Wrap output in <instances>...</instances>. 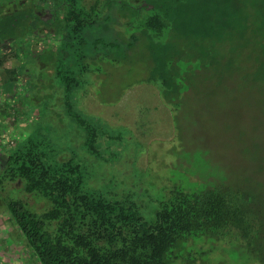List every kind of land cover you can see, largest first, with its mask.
Wrapping results in <instances>:
<instances>
[{
    "label": "rangeland",
    "instance_id": "obj_1",
    "mask_svg": "<svg viewBox=\"0 0 264 264\" xmlns=\"http://www.w3.org/2000/svg\"><path fill=\"white\" fill-rule=\"evenodd\" d=\"M159 1L101 0L99 8L87 11L98 19L87 27L93 28L88 39L94 41L100 28H117L116 14L134 18L140 28L145 18L158 12L151 6ZM218 33L221 38L223 31ZM51 41V62L50 50H42L44 63L41 57L27 55L30 60L22 69L33 76V88L27 90L18 80L16 93L29 92L32 104L10 110L13 120L7 123V137L0 136V148L5 144L8 151L28 138L41 141L46 163L73 158L91 190L135 203L147 220L155 218L173 190L229 184L250 203L253 218L244 222L249 230L195 237L183 246L186 259L173 264H264V88L252 85L253 77L235 80L219 74L216 66L196 69L189 49L211 47L215 39L178 37L175 51L165 58L167 66L176 69L172 80L179 85L175 95L170 88L166 91L174 111L158 85L148 81L154 64L148 41L140 40L126 56L120 52L118 61L86 59L72 51L62 59L67 46L57 38ZM65 75L84 85L68 93L63 89ZM67 100L85 122L69 115ZM1 186L4 199L22 198L32 211L42 213L52 205L47 198L31 197L20 184ZM12 222L0 205V235H13L15 241L11 237L6 245H17L25 260L26 240ZM7 257L4 253L1 258Z\"/></svg>",
    "mask_w": 264,
    "mask_h": 264
},
{
    "label": "trees",
    "instance_id": "obj_2",
    "mask_svg": "<svg viewBox=\"0 0 264 264\" xmlns=\"http://www.w3.org/2000/svg\"><path fill=\"white\" fill-rule=\"evenodd\" d=\"M100 3L101 0H69L64 16V0H60L62 20L57 21L54 30L62 47L68 48L62 49V59L72 51L82 53L86 59L118 61L120 52L126 56L140 40L148 41L154 62L148 81L158 85L174 110V100L167 97L166 91L170 88L169 93L175 95L179 85L172 80L176 69L167 66L165 58L175 51L178 37L214 38L211 47L189 49L194 51L190 61L195 62L196 69L216 66L219 74L226 73L235 80L253 77L252 85L264 88V0H162L151 6L158 12L145 18L140 28L134 18L116 14L117 28H100L97 38L91 41L88 38L93 28L87 27L98 23V19L87 11L99 8ZM219 30L223 31L221 38L216 36ZM37 39L41 49L33 52L34 57H41L40 62L44 63L42 50H50L51 62L55 54L50 42ZM5 59H0V68ZM24 66L20 75L25 73ZM90 70L83 69L92 74ZM64 77L63 89L68 93L84 85L82 80ZM15 87L10 85L11 90ZM66 104L70 116L85 122L82 114L72 110L71 101ZM41 146V141L28 138L9 149L0 172V186L17 182L31 197L41 196L52 203L48 210L38 213L22 198L4 199L11 220L39 264H173L180 257L186 259L181 254L183 246L195 237L249 230L244 222L253 218L250 203L244 193L229 184L173 190L161 203L155 218L147 220L135 203L91 190L85 183L81 164L73 158L46 163Z\"/></svg>",
    "mask_w": 264,
    "mask_h": 264
},
{
    "label": "flooded vegetation",
    "instance_id": "obj_3",
    "mask_svg": "<svg viewBox=\"0 0 264 264\" xmlns=\"http://www.w3.org/2000/svg\"><path fill=\"white\" fill-rule=\"evenodd\" d=\"M59 2L60 0H0V59L6 57L3 67L0 68V82L4 85L0 96V116L11 118L9 121L4 117L3 125L5 127L0 128V136L7 137V134H5L9 130L7 123L13 120L10 110H15L22 105L28 106V99H31L29 98V92H23L22 95H18L16 93L18 90L17 81L19 80V82L26 84V89L30 90L33 85V76L29 72L20 75V67L30 60L26 54H29V52L34 54L33 52H36L34 47L38 42L36 41L37 37L51 42L49 37L47 38L50 34L47 35V33H49V30L52 31V29L55 31L54 28H57V21L62 20L63 7L59 8ZM68 7L69 0H64V16ZM10 30L12 32L11 37L8 35ZM36 31L41 34L36 36ZM53 36L51 35L50 37ZM21 38L26 40L24 42L20 41ZM22 51H24V55H21ZM15 76L18 77L16 78ZM11 84L16 86L12 90L10 89ZM2 99L5 100L2 101ZM17 99L18 101H16ZM29 104H32V101ZM7 157L8 151L2 153L0 149V172L5 166ZM2 187L0 186V205H3L5 213L7 212L10 216L4 203L5 193ZM9 219L11 220V217Z\"/></svg>",
    "mask_w": 264,
    "mask_h": 264
},
{
    "label": "crops",
    "instance_id": "obj_4",
    "mask_svg": "<svg viewBox=\"0 0 264 264\" xmlns=\"http://www.w3.org/2000/svg\"><path fill=\"white\" fill-rule=\"evenodd\" d=\"M48 34H50L49 36H47V38L49 37V40L51 41V40H53L54 38L56 39V32L55 31H53V29H52V31H50L49 30V33H47V35ZM51 35H54L53 37H50ZM44 39V38H43ZM38 40V39H37ZM36 40V41H37ZM44 41H45V39H44ZM52 42V41H51ZM46 43V42H45ZM35 49H36V51L37 50H40L41 49V44H40V42H37V44H36V46L34 47ZM91 75H94V74H91ZM82 95V94H81ZM3 119H4V116L3 115H1L0 116V128H3V127H5V125H3ZM18 130V129H17ZM18 132H20L19 130H18ZM1 146V145H0ZM3 147H5V144H3L2 145V147L0 148L1 149V152L3 153L5 150H4V148ZM8 217H10L9 215H8ZM13 223V222H12ZM14 224V223H13ZM14 227H16L17 228V226L14 224ZM18 229V228H17ZM19 230V229H18ZM18 233H21L20 231L18 232ZM11 237H12V239H11ZM7 239H11L12 240V242H14L15 241V239H14V236L13 235H11V236H8L7 234H4V235H0V246H2V243H3V245L5 244L6 245V243H7ZM4 240V241H3ZM25 246H26V250L28 251V253H29V255L31 256H29V255H27V258L25 259V260H22L23 258L21 257V250H20V248L17 246V245H14V246H12V247H9L8 248V244L6 245V248L5 249H1V247H0V264H4V262L5 263H7L8 262V264H38L37 262H38V260H36V256H35V254H34V252L28 247V245H26L25 244ZM25 248V247H24ZM6 254V255H8V257L7 258H1L2 256H3V254ZM20 257H21V260H20ZM35 258V259H34Z\"/></svg>",
    "mask_w": 264,
    "mask_h": 264
},
{
    "label": "water",
    "instance_id": "obj_5",
    "mask_svg": "<svg viewBox=\"0 0 264 264\" xmlns=\"http://www.w3.org/2000/svg\"><path fill=\"white\" fill-rule=\"evenodd\" d=\"M146 5H148V3H145ZM153 6V5H152Z\"/></svg>",
    "mask_w": 264,
    "mask_h": 264
}]
</instances>
